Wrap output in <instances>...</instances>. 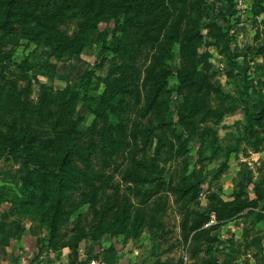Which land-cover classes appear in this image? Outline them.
Returning a JSON list of instances; mask_svg holds the SVG:
<instances>
[{"label": "rangeland", "instance_id": "1", "mask_svg": "<svg viewBox=\"0 0 264 264\" xmlns=\"http://www.w3.org/2000/svg\"><path fill=\"white\" fill-rule=\"evenodd\" d=\"M8 1L0 0V22ZM121 1L67 0L61 5L59 0H19L8 32L0 28V73L15 83L11 84L19 93L10 100L27 101L28 119L35 116L44 88L55 99L68 87L80 93L72 118L82 134L75 139L70 158L72 168L83 171L90 182H72L62 192L63 216L50 248L47 218L43 225L37 219L45 206L39 210L18 206L24 198L22 152L5 148L0 154V188L12 204L5 208L22 212L17 218L20 225L40 236L37 245L28 242L26 260L29 264H264V219L256 220L264 215V0H204L197 51L209 65L204 75L213 88L203 93L180 84L179 45L166 36L175 12L167 8L165 27L159 32L155 28L152 39L137 47L135 32L115 30L114 13ZM19 12L32 13L35 19L20 20ZM192 18L194 11L187 8L181 33L190 28ZM28 29L38 34L35 39L26 33ZM65 41L83 45L66 48L61 46ZM127 64L137 71V79L132 76L128 81L118 108L108 110L117 105L118 96L103 101L115 90L105 80L117 79ZM161 64L169 73L168 81L146 110L150 98L146 72ZM26 86L27 93L21 92ZM0 87L3 92L9 89L2 81ZM191 104L233 110L219 117L194 115L192 132L179 124ZM92 107H100L103 117L89 131L95 120ZM0 117L4 130L17 112L1 109ZM105 127L104 136L116 144L111 151L99 145L104 136L97 134ZM89 140L91 145H85ZM212 141L219 147L214 156ZM149 164L153 165L147 168ZM135 173L138 183L132 181ZM169 186L191 188L180 200ZM256 189L263 199L255 207L217 220L214 210L221 208L225 216L236 195L244 192L254 199ZM125 208L127 222L122 225L127 230L121 233ZM136 213L142 220L134 218ZM200 214L208 219L188 232ZM135 220L139 229L134 228ZM82 234L74 248V238Z\"/></svg>", "mask_w": 264, "mask_h": 264}, {"label": "trees", "instance_id": "2", "mask_svg": "<svg viewBox=\"0 0 264 264\" xmlns=\"http://www.w3.org/2000/svg\"><path fill=\"white\" fill-rule=\"evenodd\" d=\"M59 1L61 5L67 4V0ZM91 1V3H93L96 0ZM18 4L19 0L8 1L4 11L5 15L0 22V28L4 32H8V29L6 28L11 19V15H14L15 13L13 9H15ZM203 5L204 0H122L116 7L114 13L115 30L119 33L127 31L135 32L136 44L137 47H140L146 40L152 39V33L155 28L159 32V29L161 30L165 27V25H163L166 18L165 10L167 8L173 10L175 12V18L170 22V25L167 26L168 32L166 36L172 44L177 43L179 45V54L182 61L179 76L180 84L183 87L189 88L193 85L197 87L195 88L196 93H203L204 90L210 91L213 88L210 83L205 80L204 75V69H206L207 66L209 67V65L203 62L202 55H199L197 51L202 38L201 32L203 28L201 26V21L203 17ZM187 8L194 11V18L191 20L190 28L181 33L180 24ZM19 13L20 14H17V17L20 20L27 21L29 17L35 19L32 13L29 15L21 12ZM95 14L97 15V13ZM164 14L165 18L163 19ZM210 26L212 28L211 24ZM206 27H208V25ZM214 28L219 30V27L216 25ZM27 32L31 33L28 35L34 39L38 35L35 31H33V29H28L26 30V33ZM26 33L23 32V35ZM104 41L105 38H103L102 43H104ZM79 44L83 45V43L81 44L79 41H76L75 44L65 41L61 46L69 48L71 46L76 47ZM133 54L134 52L131 53V56ZM162 66L163 64H161L160 68L155 71L150 70L146 72V82L148 83L150 89V98L149 102L147 101L146 110H150L152 108L151 106L158 99L159 93L167 84L169 73H167ZM137 74V71L132 68V66L127 64L126 66L123 65L121 67L120 75L117 79L109 80L110 78L108 76L107 80H105L106 85L114 86L115 90L113 94L109 96V99L103 98V101H111L114 97L118 96L115 101L117 105L112 109L107 108L108 110L114 111L118 108V102L121 100L120 97L122 93L125 92V87H128V81L131 80L132 76H134V80L137 79ZM85 76L87 77V82H90V74H86ZM0 81H2L4 85H9L7 92H3L0 87V110L10 109L17 112V117H13V121L8 123L4 130L1 129L3 121L0 117V154L3 153L5 148H8L9 150L18 149L22 152L24 175L20 189L24 193V198L23 200H18V206L26 205L36 207L37 210L45 206V210L38 214L37 219L38 222L43 225V218H47V224L45 227L47 232L46 245L51 248L56 238L58 224L63 216L62 192L67 185L72 182L80 180L88 182L86 178L87 176L83 171L80 173L72 168L70 158L73 143L75 142V139L80 137L82 134L77 126V122L72 118L75 112V104L79 100L80 93L75 92L68 87L61 92L60 99H58L59 97L55 99L47 96V89L44 88L41 90V94L39 95V102L36 106L35 116L28 119L27 101L19 102L15 97L10 100V96L14 95L17 90L16 86L13 85L15 83L10 81L9 78L5 77L1 73ZM27 89L28 86H26V88H24L21 92L27 93ZM16 96H19L18 92H16ZM14 102L15 104L12 106V103ZM232 110L233 109L229 110L227 108H223L215 111L210 107H206V105L204 106V104H200V106L191 104L187 112L180 116L179 124H181L185 129L194 132V115H205V117L207 115H211L212 117H219L224 112ZM90 111H92L95 116V120L92 127L88 130L94 131L96 121L101 119L103 115L100 107H92L90 108ZM260 112L258 116H256V121L260 120ZM252 121L253 120L251 119L250 124H253ZM32 123L35 124V126H33ZM106 131L105 127V129L103 128L100 130L97 135L104 136ZM109 132L111 133V129H109ZM95 135L96 133H93L90 137L92 138V136ZM102 138L103 140H101L99 144L100 147L111 151L113 147L112 145H116L114 140L108 136H104ZM107 141H111V143H108ZM87 144L91 145L90 140L85 145ZM160 148L158 147L155 151L158 152ZM211 149V156H214L219 149V147L215 145L214 141L211 142ZM152 165L153 164H149L147 168ZM223 167L224 165L218 169L217 173L221 174L224 170ZM136 177H138V173H135L134 177H132V181L134 183H138V181H140ZM169 187L177 199L180 200L189 193V189L191 188V186ZM94 189L95 193L96 188ZM254 195V199H248L246 195L244 196V192L236 195L233 200L234 202L230 205L232 207H229L227 210L228 214L223 216L221 213L223 210L221 208L214 210L217 220L221 221L223 219H230L242 213L248 207H255L256 203L258 204V202L263 199V195L257 189L255 190ZM126 213L127 208L124 209L123 216H121V225L124 222L125 224L127 222ZM199 216V219H195L190 225L188 232L198 230L208 219L203 214H200ZM135 217L142 220V216L138 213L135 214L134 218ZM257 217L258 218H256V220L264 219V215H257ZM133 225L136 229H139L140 227L137 220L133 222ZM123 230L125 232L127 230L124 225L119 228V232L123 233ZM83 238V234L76 236V238H74L73 247H78ZM94 238L96 239L97 237ZM258 244V242L254 241V246L259 247Z\"/></svg>", "mask_w": 264, "mask_h": 264}, {"label": "crops", "instance_id": "3", "mask_svg": "<svg viewBox=\"0 0 264 264\" xmlns=\"http://www.w3.org/2000/svg\"><path fill=\"white\" fill-rule=\"evenodd\" d=\"M4 194L0 188V264H29L26 260L28 258L26 246L28 242L37 245L40 236L35 230H28L22 223L20 225L17 218L22 212L14 213L11 208H5V205L10 207L12 204Z\"/></svg>", "mask_w": 264, "mask_h": 264}, {"label": "built area", "instance_id": "4", "mask_svg": "<svg viewBox=\"0 0 264 264\" xmlns=\"http://www.w3.org/2000/svg\"><path fill=\"white\" fill-rule=\"evenodd\" d=\"M212 218L210 219V224L213 222L212 219H214V216H211ZM94 263V262H93Z\"/></svg>", "mask_w": 264, "mask_h": 264}]
</instances>
